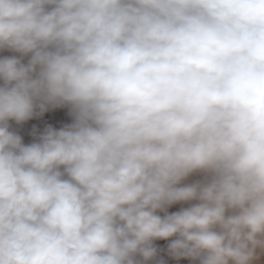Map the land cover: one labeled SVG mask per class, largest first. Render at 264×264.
<instances>
[{
  "label": "clouds",
  "instance_id": "9594fccd",
  "mask_svg": "<svg viewBox=\"0 0 264 264\" xmlns=\"http://www.w3.org/2000/svg\"><path fill=\"white\" fill-rule=\"evenodd\" d=\"M0 53V264H264V0H0Z\"/></svg>",
  "mask_w": 264,
  "mask_h": 264
},
{
  "label": "rangeland",
  "instance_id": "374dc122",
  "mask_svg": "<svg viewBox=\"0 0 264 264\" xmlns=\"http://www.w3.org/2000/svg\"><path fill=\"white\" fill-rule=\"evenodd\" d=\"M0 55H10V53H0ZM71 121L72 117L69 115L68 109L63 108L50 110L42 116L35 117L22 125H15L13 123L12 127L13 130L23 137L25 143H30L49 124L59 128L64 124L71 123Z\"/></svg>",
  "mask_w": 264,
  "mask_h": 264
},
{
  "label": "crops",
  "instance_id": "0c3cea01",
  "mask_svg": "<svg viewBox=\"0 0 264 264\" xmlns=\"http://www.w3.org/2000/svg\"><path fill=\"white\" fill-rule=\"evenodd\" d=\"M198 178L199 177H197V176L190 177L188 182H191L192 180H195V179H198ZM175 207H179V206H175ZM172 210H175V208L172 209ZM159 243H163V242H159ZM169 264H175V262L169 261ZM180 264H187V262L186 261H181Z\"/></svg>",
  "mask_w": 264,
  "mask_h": 264
}]
</instances>
